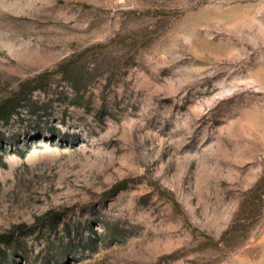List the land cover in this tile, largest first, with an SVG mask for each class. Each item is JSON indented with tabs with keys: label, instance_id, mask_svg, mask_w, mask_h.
<instances>
[{
	"label": "rangeland",
	"instance_id": "rangeland-1",
	"mask_svg": "<svg viewBox=\"0 0 264 264\" xmlns=\"http://www.w3.org/2000/svg\"><path fill=\"white\" fill-rule=\"evenodd\" d=\"M88 48L76 91L58 64ZM29 79L0 122V233L23 243L0 264L47 242L60 264H264V197L219 241L264 172V0H0V98Z\"/></svg>",
	"mask_w": 264,
	"mask_h": 264
},
{
	"label": "trees",
	"instance_id": "trees-1",
	"mask_svg": "<svg viewBox=\"0 0 264 264\" xmlns=\"http://www.w3.org/2000/svg\"><path fill=\"white\" fill-rule=\"evenodd\" d=\"M89 52V48L85 49L78 55H73L70 58L60 62L58 64V69L62 74L63 78L70 83L74 90L79 89L80 78L77 76L78 72V62L82 60L83 54ZM44 75L38 77L42 80ZM34 80H26L20 82L18 90H15L12 94L0 98V122L7 123L10 120L11 115L17 110L20 102L22 100L25 91L34 89L36 87ZM51 133V132H50ZM9 138H4L0 140H6ZM128 179H122L113 185H111L102 194L103 197H111L118 190L126 187ZM264 197V172L257 178L252 187L246 192L244 198L240 202V208L236 215L234 216L230 225L221 233L220 243L224 247L232 248L236 246L246 235L247 227L250 223H254L261 215L263 209L262 198ZM246 207H249L246 210ZM56 214L53 210L46 211L42 216L36 217V222L41 219L47 220V227L53 228L55 225ZM22 225H14L7 231L0 233V243L5 246L0 248V254L3 259L2 262L7 259L9 255H16L23 248V243L18 236H15V229L21 227ZM59 247L54 243L47 242L44 247V260L43 264H60V254ZM62 257V256H61ZM168 257H172L169 255ZM5 263V262H4Z\"/></svg>",
	"mask_w": 264,
	"mask_h": 264
}]
</instances>
